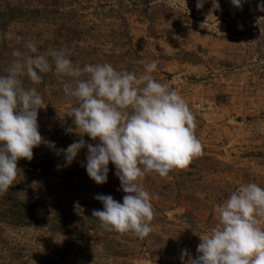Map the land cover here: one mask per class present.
<instances>
[{
	"label": "rangeland",
	"instance_id": "1",
	"mask_svg": "<svg viewBox=\"0 0 264 264\" xmlns=\"http://www.w3.org/2000/svg\"><path fill=\"white\" fill-rule=\"evenodd\" d=\"M0 0V75L13 49L34 41L41 54L67 48L73 63H110L117 71L143 70L138 60L157 62L151 75L175 89L193 112L202 155L166 177L146 175L153 196V231L143 240L105 231L92 211L97 194L122 203L125 195L109 162L107 182L86 172L85 147L68 162L60 149L81 137L54 72L32 85L45 107L38 110L44 141L33 158L17 162L20 174L0 193V264H187L200 237L214 227V205L241 183L264 187V0ZM4 33L23 37L20 43ZM82 79L86 77H81ZM67 79V78H66ZM50 145H54L50 146ZM188 256H181L184 251Z\"/></svg>",
	"mask_w": 264,
	"mask_h": 264
},
{
	"label": "clouds",
	"instance_id": "2",
	"mask_svg": "<svg viewBox=\"0 0 264 264\" xmlns=\"http://www.w3.org/2000/svg\"><path fill=\"white\" fill-rule=\"evenodd\" d=\"M237 8L242 0H231ZM197 0L196 7H203ZM213 8L220 6L213 0ZM264 11V6L258 5ZM3 38L17 43L23 37L4 33ZM27 51L13 49V59L0 75V193H8L20 169L17 162L30 161L33 148L44 141L38 129V110L46 105L35 87L49 72L61 79L63 93L74 98L71 108L75 129L81 139L60 149L71 162L85 147L83 136L99 140L87 145L86 172L97 185L107 182L111 162L125 194L123 202L111 195L97 194L103 204L92 217L105 231L131 233L143 240L153 231V196L142 179L149 174L166 177L171 171L187 168L202 155V144L195 135L196 118L184 98L151 75L155 60H138L143 70L117 71L110 63L85 64L70 59L67 48L52 49L46 55L34 41ZM81 77H86L82 79ZM67 78V79H66ZM53 146L54 145H50ZM217 223L200 237L195 259L187 264H264V187L255 182L241 183L223 202L214 205ZM189 254L185 250L181 256Z\"/></svg>",
	"mask_w": 264,
	"mask_h": 264
}]
</instances>
